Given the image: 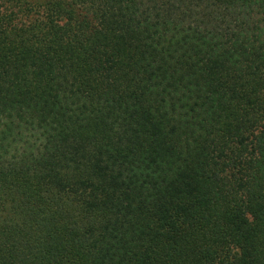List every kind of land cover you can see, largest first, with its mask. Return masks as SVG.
Instances as JSON below:
<instances>
[{"label":"trees","instance_id":"obj_1","mask_svg":"<svg viewBox=\"0 0 264 264\" xmlns=\"http://www.w3.org/2000/svg\"><path fill=\"white\" fill-rule=\"evenodd\" d=\"M0 264H264V0H0Z\"/></svg>","mask_w":264,"mask_h":264}]
</instances>
